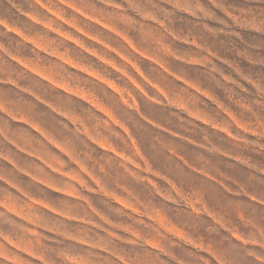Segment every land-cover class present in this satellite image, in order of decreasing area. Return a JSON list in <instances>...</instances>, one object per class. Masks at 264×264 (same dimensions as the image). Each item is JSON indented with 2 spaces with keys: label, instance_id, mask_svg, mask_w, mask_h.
<instances>
[{
  "label": "clouds",
  "instance_id": "1",
  "mask_svg": "<svg viewBox=\"0 0 264 264\" xmlns=\"http://www.w3.org/2000/svg\"><path fill=\"white\" fill-rule=\"evenodd\" d=\"M0 264H264V0H0Z\"/></svg>",
  "mask_w": 264,
  "mask_h": 264
}]
</instances>
